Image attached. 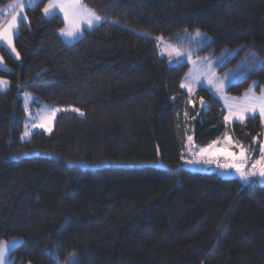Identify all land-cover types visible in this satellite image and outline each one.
<instances>
[{"label": "trees", "instance_id": "1", "mask_svg": "<svg viewBox=\"0 0 264 264\" xmlns=\"http://www.w3.org/2000/svg\"><path fill=\"white\" fill-rule=\"evenodd\" d=\"M85 1L105 21L79 41L42 0L25 10L19 58L2 48L0 242L22 241L13 264H264V179L186 165L189 135L220 139L226 112L207 89L190 100L189 63L170 64L157 39L185 46L199 30L211 38L199 55L237 49L225 68L245 75L229 93H260L264 0ZM24 92L64 108L52 134L22 140ZM232 131L264 142L259 116Z\"/></svg>", "mask_w": 264, "mask_h": 264}, {"label": "rangeland", "instance_id": "2", "mask_svg": "<svg viewBox=\"0 0 264 264\" xmlns=\"http://www.w3.org/2000/svg\"><path fill=\"white\" fill-rule=\"evenodd\" d=\"M42 0H35L32 4H27V7L36 5ZM81 4H83L87 9L94 12L96 15H98L95 11H93L89 6L86 4L85 0H80ZM14 3V2H13ZM11 3V4H13ZM49 3V2H48ZM47 3V4H48ZM10 4V5H11ZM24 8L23 12L20 11L17 14L19 17L18 22V32L16 33L14 39H13V46L15 47V52L11 51L9 47H7L4 43H0V69H7V65L5 62V57L2 51V48H5L8 52H10L14 57L17 58L16 53H18L17 47H16V37L19 33V28L23 20H25L24 17L26 16V8ZM5 9H7V12L10 14L12 9L7 6ZM45 15V14H44ZM56 15H60L63 19V14L59 12V10H55L51 16H45L46 18H52ZM6 16V15H5ZM100 16V15H98ZM8 20H10V15L6 16ZM101 17V16H100ZM0 18V23H4L7 21L6 19ZM102 20L99 24L94 25L92 28L87 27V25L81 26V31L77 33L74 36H67L62 35V38L69 44H73L77 41H79L85 34V31L88 29H93L99 25H101L105 19L101 17ZM66 27V26H65ZM64 27V28H65ZM185 37H188V33L185 35ZM190 43L187 42L189 45L185 46H177L175 44L170 43L168 40H166L164 37L163 40H158L159 50L162 57H165L169 60L170 64H177V63H189L190 69L188 70L187 74L185 75L182 83H188L191 85V92L187 88H183L189 95L190 100H193L196 93L201 89H207L210 91L223 105V108L226 112L225 116L229 114V107L237 108L239 106L244 105L245 103H248L246 100V94H249L252 97L259 98L262 95H264V88L259 93L255 90V84H253L248 91H246L243 95L237 96L232 95L229 93V88L238 82L244 75L245 72H243V63L238 64L237 66L225 68L227 61L230 57H233L237 53V49H229L227 48L224 50V52L218 56L212 57L211 54H202L199 55V51L202 50L207 43L211 41V38L207 36L206 34H202L199 32V35L196 33L194 35L190 34ZM175 48L179 50L182 55L179 57L175 55V52H172L170 55L169 52L171 51V48ZM190 55V58H189ZM0 79L7 80L8 86L4 90H0V92H6L11 88V81L5 77H0ZM211 80L212 83H209L208 81ZM219 88V90H218ZM251 90V92H250ZM22 99H23V106L26 110V123H25V131L27 130L30 135L25 136L24 133L22 135V140L27 141L33 137V135L39 131L45 132L47 134H52L55 130V126L58 120L59 115L62 113L64 108L43 103L40 99H38L34 94L31 92H24L22 93ZM27 99V103H26ZM203 105H205V101L203 102ZM58 109V111L55 112L54 115H52V110ZM50 116L51 118L46 120L44 122L43 127L40 126H33L34 123H39L41 116ZM250 114H246L245 120L243 122L239 121L236 117H232L228 121H225L226 124V131L225 134L218 140L214 141L216 142L213 145V148L209 151L212 153L211 156L205 155L203 158L194 156V152H199L200 148H207V146H198L195 143V137L193 134L189 135L192 137V141H188V151L186 153V157L184 158V162L186 165L190 168H199L201 170H209L212 168H218L217 163H206L204 162L205 159L213 158L218 160L220 163L225 162V158H231V154H235V156H239V145L244 146L246 149H248V152L246 153L249 156L248 160V167L246 170H250L251 164L253 160L259 156V148L261 145H264V142L261 141L259 138L255 139L254 145H247L244 142L238 140L234 134H233V127L237 123H247L249 119H254L256 117H260L263 128H264V118H262L259 115V111L257 109V112L255 113L254 118H248ZM226 137L230 138L232 144L231 146L228 144V141L225 139ZM210 144H213L210 143ZM209 144V145H210ZM225 171H228L229 173H233L236 170L234 168H222ZM253 178H257L259 176H252ZM264 179V178H262ZM66 264H78V256L77 254H73L70 259L67 261Z\"/></svg>", "mask_w": 264, "mask_h": 264}, {"label": "snow or ice", "instance_id": "3", "mask_svg": "<svg viewBox=\"0 0 264 264\" xmlns=\"http://www.w3.org/2000/svg\"><path fill=\"white\" fill-rule=\"evenodd\" d=\"M35 0H14V3L9 5L12 9L10 15V20L5 21L4 23H0V43H4L7 47L11 49V51L15 52V47L13 46V39L18 32V22L19 17L17 14V10L21 13L27 4L34 3ZM59 10L63 14L64 21L66 24L65 28H61L60 32L62 35L74 36L81 31L82 25H87V27L92 28L94 25L99 24L102 18L96 15L91 10L87 9L83 4H81L80 0H49V3L43 8V13L45 16H51L55 10ZM26 19V17H24ZM197 34L199 35V30H197ZM158 40H163L162 37H158ZM171 48V46H169ZM175 52L176 56L182 55V53L175 49L171 48L169 54ZM17 58H19V53H16ZM190 58V55H189ZM212 83L211 80L208 81ZM8 81L4 79H0V90H4L8 86ZM181 88H187L189 92H191V85L188 83H182ZM219 90V88H218ZM251 92V90H250ZM246 100L248 103H245L242 106L237 108L229 107V114L224 117L225 121H228L232 117H236L239 121L243 122L245 120L246 114H250L248 118H254L257 109L259 111V115L264 118V95L259 98H255L246 94ZM27 103V99H26ZM58 109L52 110V115ZM75 111H79L75 109ZM50 116L44 115L40 117L39 123H34L35 126L43 127L44 122L50 119ZM25 136L30 135V133L26 130L24 133ZM228 141V144L231 146L232 142L230 138H225ZM188 141H192V137H188ZM213 144L207 146V148H200L199 152H194V156H198L203 158L206 154L211 156L212 153L209 151L213 148ZM239 156H235V154H231V158L226 157L225 162L220 163L218 160L209 158L205 159L206 163H217L218 167L221 168H234L242 178L247 179L249 176H259L260 178H264V145H261L259 148V156L256 157L252 164L250 170H246L248 167L249 156L246 154L248 149L244 146L239 145ZM183 158V157H182ZM9 253V245L7 242H0V264H7V255Z\"/></svg>", "mask_w": 264, "mask_h": 264}, {"label": "crops", "instance_id": "4", "mask_svg": "<svg viewBox=\"0 0 264 264\" xmlns=\"http://www.w3.org/2000/svg\"><path fill=\"white\" fill-rule=\"evenodd\" d=\"M25 2L27 3V0H25ZM34 6V5H33ZM27 7V6H26ZM31 7V6H30ZM6 10L5 9H0V18H2V20L3 19H5V18H7L6 16H5V14H4V12H5ZM18 12H19V10H18ZM17 12V13H18ZM9 18V17H8ZM8 18L6 19V20H8ZM7 243H8V245H9V253H8V255H7V264H13V260H12V257H11V255H12V252H13V250L19 245V244H21L22 243V241L20 240V239H13V240H11V241H6Z\"/></svg>", "mask_w": 264, "mask_h": 264}, {"label": "water", "instance_id": "5", "mask_svg": "<svg viewBox=\"0 0 264 264\" xmlns=\"http://www.w3.org/2000/svg\"><path fill=\"white\" fill-rule=\"evenodd\" d=\"M230 174H232L234 177L241 178L247 184H250L252 182V180H253V178L251 176H249L247 179L242 178L241 175L237 171H235L233 173H230Z\"/></svg>", "mask_w": 264, "mask_h": 264}, {"label": "built area", "instance_id": "6", "mask_svg": "<svg viewBox=\"0 0 264 264\" xmlns=\"http://www.w3.org/2000/svg\"><path fill=\"white\" fill-rule=\"evenodd\" d=\"M6 11L4 12V14L6 15V16H8L9 15V13L7 12V9H5Z\"/></svg>", "mask_w": 264, "mask_h": 264}, {"label": "bare ground", "instance_id": "7", "mask_svg": "<svg viewBox=\"0 0 264 264\" xmlns=\"http://www.w3.org/2000/svg\"><path fill=\"white\" fill-rule=\"evenodd\" d=\"M20 137V136H19Z\"/></svg>", "mask_w": 264, "mask_h": 264}]
</instances>
